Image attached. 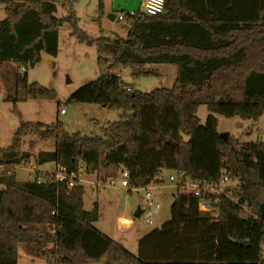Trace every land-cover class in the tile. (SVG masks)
Listing matches in <instances>:
<instances>
[{
	"label": "trees",
	"instance_id": "16d2710c",
	"mask_svg": "<svg viewBox=\"0 0 264 264\" xmlns=\"http://www.w3.org/2000/svg\"><path fill=\"white\" fill-rule=\"evenodd\" d=\"M56 1L0 0L6 101L54 99L53 91L29 84L25 70L40 62L41 53L56 57L58 28L67 23L79 43L95 47L97 65H107L68 102L119 111V119L100 137L69 135L57 123H20L2 158L22 164L28 156L18 157L20 140L31 135L54 143V151L38 154L35 163H53L69 175L82 165L106 181L120 170L130 192L158 184L166 171L207 183H217L224 172L237 182L235 196L219 198V217L212 220L195 199L174 191L169 220L141 238L133 255L94 227L98 208L83 209L81 185L58 184L52 173L42 182L1 174L0 264H17L20 245L52 246L53 264H264V144L223 140L215 118L255 122L264 113V0H166L163 14L129 21L124 39L88 37L70 3L57 1L66 17H55ZM7 62L24 70L12 82ZM153 65L176 68L171 89L127 92L116 74L130 67L132 77L156 75L146 70ZM202 105L209 113L204 125L196 117Z\"/></svg>",
	"mask_w": 264,
	"mask_h": 264
},
{
	"label": "rangeland",
	"instance_id": "374dc122",
	"mask_svg": "<svg viewBox=\"0 0 264 264\" xmlns=\"http://www.w3.org/2000/svg\"><path fill=\"white\" fill-rule=\"evenodd\" d=\"M70 3L78 19L77 25L82 33L92 39L114 38L124 39L130 25L123 26L110 16L135 12L140 8L141 0H57ZM56 1L55 17H66L65 9ZM100 2V5H99ZM61 3V2H60ZM101 7V8H100ZM5 18L4 6L0 5V21ZM41 59L33 68L25 70L27 82L37 84L47 90L53 91V100L34 101L27 100L13 105L6 101V94L0 81V154L10 146L12 136L20 123H39L53 125L56 123L62 131L69 135L79 134L85 137H100L101 129L107 124L118 121L120 112L108 110L92 104H74L68 102L70 96L85 85L94 82L105 73L107 65H97V53L94 46L79 43L71 35L70 26L63 23L58 28V50L56 57L41 53ZM108 62L109 60H105ZM11 82L17 71L22 68L15 63H3ZM147 71L156 75L132 77L131 68H119L116 74L121 81L133 91L150 93L154 90H169L176 79V68L171 65L147 66ZM24 71V70H23ZM115 73V72H114ZM64 115H59V110ZM205 106H199L196 117L200 125H204L208 116ZM217 120V133L227 134L237 145L258 142L264 144V113L255 122L241 120L238 117L224 118L215 116ZM185 139V138H184ZM54 151V143L49 140H39L34 136L26 135L21 138L18 157L28 156L22 164L12 165L8 159L0 155V175L13 174L18 182H33L44 180L54 170L53 163L37 165L35 158L38 154ZM29 164L32 167L28 166ZM77 184L83 187L84 209L89 211L93 204L98 208V220L95 228L106 234L111 240L118 242L133 255L137 250V242L154 230H159L169 218V208L173 203L174 189L168 183L170 172L162 174L160 182L146 188H128L121 180L118 171L115 178V187L102 188L105 181L97 180L94 175L86 174L82 165L79 166ZM42 173V174H41ZM235 178V177H234ZM98 184V187L95 185ZM236 181L230 180L225 190L234 199ZM151 189L152 201L159 205L158 212L153 216L151 225L143 222L140 215L138 219L133 216L139 207L141 211L148 212V202L145 190ZM122 217L130 220L131 226L118 230L116 218ZM46 255V258L42 253ZM136 255V254H135ZM52 246L47 245L42 250L37 246L20 245L18 247L17 264H53L51 259ZM264 258V253H263Z\"/></svg>",
	"mask_w": 264,
	"mask_h": 264
},
{
	"label": "built area",
	"instance_id": "2783aa9c",
	"mask_svg": "<svg viewBox=\"0 0 264 264\" xmlns=\"http://www.w3.org/2000/svg\"><path fill=\"white\" fill-rule=\"evenodd\" d=\"M166 0H143L140 8L131 13L118 15L115 17V20L123 26H128L129 21H139L145 18H151L164 13ZM127 92H130V88H126ZM59 115H64V110H59ZM28 166L32 167L31 164ZM75 174H67L66 170L63 167L56 166L52 172V179L58 183L67 184L68 187H72L77 184V179L79 178L78 172ZM121 180L124 182L127 187V173H121ZM37 182L44 181L37 178ZM230 180L226 173L222 172L221 176L217 183H207L201 180H192L190 177H186L182 173H172L168 177L169 185L174 189V191H179L182 194L190 196L195 199L197 202V210L201 213L208 215L212 220H216L219 217V208L218 200L220 197L224 196L225 198L233 201L229 195L225 193V188L229 184ZM98 187V184L95 185ZM115 180L108 179L105 181L104 185H101L102 188L115 187ZM150 187V186H149ZM151 189L147 188L145 190V198L147 199V207L150 208L148 212L142 211L143 222L145 224L151 225L153 223V216L158 212L159 205L152 201Z\"/></svg>",
	"mask_w": 264,
	"mask_h": 264
},
{
	"label": "crops",
	"instance_id": "0c3cea01",
	"mask_svg": "<svg viewBox=\"0 0 264 264\" xmlns=\"http://www.w3.org/2000/svg\"><path fill=\"white\" fill-rule=\"evenodd\" d=\"M142 1L143 0H141V2H140V5H141V3H142ZM139 5V6H140ZM110 17H114V16H110ZM114 19H115V17H114ZM128 87V86H127ZM130 88V87H129ZM131 89V88H130ZM132 90V89H131ZM43 165H45V164H43ZM55 165H54V169H55ZM54 171V170H53ZM42 174V173H41ZM82 206H83V209H84V199H83V196H82ZM85 210V209H84ZM92 209H90L89 211H87V210H85V211H87V212H90ZM116 222H117V228H118V230H120V229H124V228H127V227H129V226H131V222H130V220H127V219H125V218H122V217H117L116 218ZM95 227V226H94ZM97 229V228H96ZM98 230V229H97ZM99 232H101L102 234H103V232L102 231H100V230H98ZM105 236H107L106 234H104ZM116 243H118V242H116ZM119 244V243H118ZM120 245V244H119ZM121 246V245H120ZM122 248H124L123 246H121ZM125 249V248H124ZM126 250V249H125ZM136 252H137V250H136ZM130 253V252H129ZM133 253V252H132ZM131 253V254H132ZM136 254V253H135ZM134 254V255H135Z\"/></svg>",
	"mask_w": 264,
	"mask_h": 264
},
{
	"label": "water",
	"instance_id": "95a60500",
	"mask_svg": "<svg viewBox=\"0 0 264 264\" xmlns=\"http://www.w3.org/2000/svg\"><path fill=\"white\" fill-rule=\"evenodd\" d=\"M110 21L114 20V17H109ZM219 136L223 139V140H227L228 139V135L227 134H219ZM142 214L141 209L138 207L135 214H134V218L138 219L140 217V215ZM234 244L240 245V246H246L247 243L246 242H242V241H234ZM98 264H112V263H105V262H100Z\"/></svg>",
	"mask_w": 264,
	"mask_h": 264
}]
</instances>
